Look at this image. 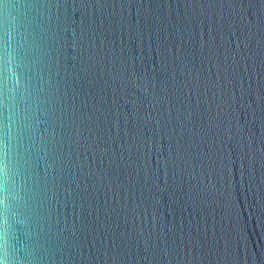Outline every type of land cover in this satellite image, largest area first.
Returning a JSON list of instances; mask_svg holds the SVG:
<instances>
[{
	"label": "water",
	"instance_id": "1",
	"mask_svg": "<svg viewBox=\"0 0 264 264\" xmlns=\"http://www.w3.org/2000/svg\"><path fill=\"white\" fill-rule=\"evenodd\" d=\"M0 264H264V0H0Z\"/></svg>",
	"mask_w": 264,
	"mask_h": 264
}]
</instances>
